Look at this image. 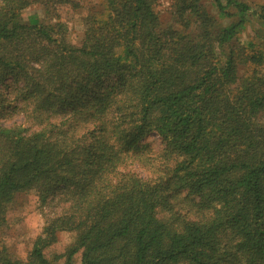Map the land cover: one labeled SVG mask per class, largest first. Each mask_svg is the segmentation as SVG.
<instances>
[{"label": "trees", "instance_id": "trees-1", "mask_svg": "<svg viewBox=\"0 0 264 264\" xmlns=\"http://www.w3.org/2000/svg\"><path fill=\"white\" fill-rule=\"evenodd\" d=\"M51 2L0 0V88L15 83L0 112L25 119L0 124V226L19 192L65 207L0 264H264V4L171 0L162 22L156 0H99L73 46L59 21L19 22ZM151 133L174 160L161 180L123 170L154 159ZM172 190L199 216L159 219ZM59 232L70 243L49 260Z\"/></svg>", "mask_w": 264, "mask_h": 264}, {"label": "rangeland", "instance_id": "rangeland-1", "mask_svg": "<svg viewBox=\"0 0 264 264\" xmlns=\"http://www.w3.org/2000/svg\"><path fill=\"white\" fill-rule=\"evenodd\" d=\"M206 8L211 14L217 15V10L212 6L210 0H202ZM251 6L264 4V0H239ZM171 0H156L155 10L159 14L162 22L168 20V7ZM47 8V9H46ZM101 17L106 15L104 7L99 3V0H53L47 7L38 3L21 10L18 20L24 24L45 23L53 24L57 21L62 23L66 29V40L73 46L79 45L84 38L85 18L87 16ZM225 22V20H223ZM259 26L256 22L248 26L246 30L241 32L239 38L241 41L251 37L253 31L257 32ZM242 72V71H241ZM264 73V70H262ZM5 83L9 85L6 89ZM15 83L10 77L2 81L0 88L1 97L9 99L14 95L12 87ZM10 95H6L9 91ZM0 112L4 117H0V124L3 126H12L25 122L21 113L13 110L11 112ZM28 123H25V126ZM30 125V123H29ZM146 143L148 156L154 157L150 163L143 161H129L123 168L124 171H129L137 174L143 179L161 180L163 174L161 167L171 166L174 162L173 158L166 160L161 156L163 151V143L158 135L151 133L148 136L140 139ZM173 191V190H172ZM169 197V208L164 209L158 207L157 217L161 220L168 219L172 214H179L188 219H194L199 216L195 203L197 199L187 196L182 192H171ZM60 195L57 193L51 194L45 200H41L35 190L19 192L15 194L6 216V221L0 226V249H4L9 256L23 259L31 246V242L41 232L43 226L54 216L60 214L65 207L63 201H59ZM70 243V235L67 232H59L57 240L51 246L45 249L44 253L49 260H52L53 254L62 253ZM63 260L53 262L52 264H62Z\"/></svg>", "mask_w": 264, "mask_h": 264}]
</instances>
